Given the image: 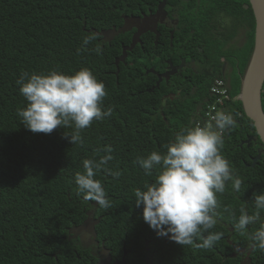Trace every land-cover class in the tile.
I'll use <instances>...</instances> for the list:
<instances>
[{"label": "trees", "instance_id": "1", "mask_svg": "<svg viewBox=\"0 0 264 264\" xmlns=\"http://www.w3.org/2000/svg\"><path fill=\"white\" fill-rule=\"evenodd\" d=\"M141 1L0 0V264H78L68 237L88 210L98 218L96 239L103 240L117 257L125 250L130 264L144 260L145 242L154 263L159 259L165 264H226L216 253L225 245L222 239L204 250L195 244L181 246L150 228L142 206H135L134 191L154 182L159 168L151 176L145 175L136 160L152 151L165 152L181 129L195 126L197 120L204 123L206 104L224 107L236 125L225 131L221 154L234 178L243 181L239 192L228 182L225 191L217 193L221 218L210 231L225 234L234 225V218L227 216L241 208L251 214L254 195L264 192V158L259 166L244 164L257 148L264 150V145L239 100L229 102L231 111L228 97L224 103L215 102L219 94L209 92L213 79L201 93L190 95L187 106L175 101L162 107L158 92L146 90L151 83L144 80L147 64L139 58L140 52H132L126 64L120 63L115 75L113 57L119 46L114 51L97 39L83 44L82 37L95 35L93 30L119 24L120 14L144 10ZM250 25L249 41L239 53L242 74L253 47V16ZM97 44L100 54L91 51ZM81 68L91 70L104 84V107H111L112 115L83 129L82 144L73 145L65 136L71 128L58 127L51 134L26 129L17 116V109L27 105L16 84L20 74L51 70L72 74ZM239 88L236 82L230 93L236 94ZM261 102L264 112V83ZM197 108L200 117L195 116ZM250 135L255 137L253 144L238 145ZM107 146L114 157L108 167L122 174L114 177L101 170L94 177L101 181L112 204L103 209L77 195L74 176L83 171L84 159L98 160ZM258 227L249 225V230L253 233ZM259 262L264 264V257Z\"/></svg>", "mask_w": 264, "mask_h": 264}, {"label": "clouds", "instance_id": "2", "mask_svg": "<svg viewBox=\"0 0 264 264\" xmlns=\"http://www.w3.org/2000/svg\"><path fill=\"white\" fill-rule=\"evenodd\" d=\"M96 39L93 34L82 37L84 45ZM91 51L100 54L101 48L97 44ZM16 84L27 101L26 107L17 109V116L25 128L34 133L51 134L58 127L71 128L73 130L65 136L73 145L82 144L83 129L90 127L94 120L101 121L112 115L113 109L104 107L107 95L104 84L88 68L72 74L57 70L25 72L20 74ZM220 86L226 88L223 82ZM235 125L236 120L230 112L217 110L203 126L197 124L177 132L165 152L152 151L147 156L137 157L136 162L145 175L151 176L153 170L159 168L154 182L145 184L143 190L134 191L135 206H142L144 221L157 235L167 236L181 246L195 244L204 250L222 239L223 232L210 231L217 224V193L222 194L228 182L239 192L243 183L234 178L229 162L221 154L224 133ZM112 151L107 146L98 160L84 159L83 171L74 176L77 195L82 194L85 201H95L94 204L103 209L112 204L101 181L94 177L101 170L114 177L122 174L108 167L114 158ZM253 208L251 214L241 208L240 215L234 217L233 226L244 232L249 225L258 224L250 237L251 246L264 252V218L261 215L264 213V192L254 195ZM90 211L86 212V217ZM97 223L98 218L95 225ZM93 230L96 239L95 226Z\"/></svg>", "mask_w": 264, "mask_h": 264}, {"label": "flooded vegetation", "instance_id": "3", "mask_svg": "<svg viewBox=\"0 0 264 264\" xmlns=\"http://www.w3.org/2000/svg\"><path fill=\"white\" fill-rule=\"evenodd\" d=\"M141 5L144 10L136 14H120L119 24L93 30L101 44L111 46L114 51H118L119 46V53L113 57L115 75L120 63L126 64L132 52H140L139 58L147 64L143 68L144 80L146 84L151 83L146 90L158 92L162 107L175 101L187 106L190 95L201 93L212 79L227 87L233 86L237 77L241 81L240 64L243 60L239 53L249 41L253 16L248 0L247 3L240 0H142ZM124 16L138 17L139 20H127L124 26L127 30L119 31ZM133 35L135 45L131 50H125L124 61L118 60ZM213 88L210 84L209 91ZM256 150L264 153L263 149ZM239 215L240 211L227 217L232 219ZM96 220L90 211L68 237L73 243L72 250L76 252L78 264H130L125 250L122 249L117 257L110 248L101 245L103 241L94 239ZM229 231L222 237L224 247L216 251L222 261L231 257L229 264H261L259 260L264 257V252L251 246L249 226L244 232L234 226ZM146 246L147 242L141 264H165L159 259L154 263Z\"/></svg>", "mask_w": 264, "mask_h": 264}, {"label": "water", "instance_id": "4", "mask_svg": "<svg viewBox=\"0 0 264 264\" xmlns=\"http://www.w3.org/2000/svg\"><path fill=\"white\" fill-rule=\"evenodd\" d=\"M248 1L254 19L253 47L248 64L241 77L239 99L244 114L252 120L255 131L264 145V112L261 102V90L264 83V0ZM127 20L136 22L139 18L124 16V23L122 27L119 28V31L127 30L124 28ZM99 33L101 34L102 32ZM134 35L132 36L130 45L123 49L118 60L124 61L126 54L125 50H131L135 45L136 41ZM248 140L249 139H247V141Z\"/></svg>", "mask_w": 264, "mask_h": 264}, {"label": "rangeland", "instance_id": "5", "mask_svg": "<svg viewBox=\"0 0 264 264\" xmlns=\"http://www.w3.org/2000/svg\"><path fill=\"white\" fill-rule=\"evenodd\" d=\"M251 52H252V50H251ZM251 52H250V54H249V56H248V58H247V62H246V65L248 64V61H249V58H250V56H251ZM236 82L237 83H240L239 82V78L237 77L236 78V81H235V83L233 84V86L236 84ZM213 84V86L215 85V83L213 82L212 83ZM233 86L231 85L230 87H227L226 86V88L225 89H223V87L222 86H219L218 87V89L219 90H223V92H220V93H218V92H213L212 90H211V92H213V93H217V94H219L217 97H220L221 98V103H224V100H226L227 99V97H228V102H227V109H229V107H228V104H229V102L230 101H234V100H239L240 101V99H239V96H240V88H239V90H238V92L236 93V94H231L230 93V91L232 90V88H233ZM210 92V91H209ZM216 97V98H217ZM215 98V99H216ZM240 104H241V101H240ZM223 106H224V104H223ZM220 107V106H219ZM215 108V111H217V110H223V108L224 107H220V108ZM241 108H242V104H241ZM198 108L196 109V114L195 115H198L199 116V114H198ZM230 110V109H229ZM231 111V110H230ZM242 111H243V108H242ZM251 120V119H250ZM252 121V120H251ZM252 124H253V122H252ZM254 126V125H253ZM255 133H256V131H255ZM256 135L258 136V134L256 133ZM251 136V135H250ZM253 138L251 139V140H248L247 141V139H249V138H247V139H244V140H240L239 141V143H238V145L239 146H241V145H246V146H250L251 144H253V141H254V139H255V137L254 136H252ZM258 138H259V136H258ZM260 139V138H259ZM261 141V140H260ZM264 151V150H263ZM248 158L249 159H247L248 161H249V163H246V162H244V164L246 165V166H250V167H253L254 165H260L261 164V162H262V160H263V158H264V153H261V152H255L254 153V155H249L248 156ZM258 165V166H259ZM106 247V246H105ZM108 248V247H107ZM229 260H231V257H229V258H227V259H225V262L226 263H228V261Z\"/></svg>", "mask_w": 264, "mask_h": 264}, {"label": "built area", "instance_id": "6", "mask_svg": "<svg viewBox=\"0 0 264 264\" xmlns=\"http://www.w3.org/2000/svg\"><path fill=\"white\" fill-rule=\"evenodd\" d=\"M220 85H221V81H219V80L215 81V85H214V88L212 89V91H213V92H218V93L223 92V90H219V89H218V87H219ZM215 102H216V103H220V102H221V98H220V97H217V98L215 99ZM218 107H219V106L216 105L215 103L206 104L205 109H204V118H205L204 123L201 122V121H199V120H197V121L195 122V125H197V124H199V125H201V124H203V125L206 124V123L209 121L210 116L214 114V112H215V108H218ZM219 108H220V107H219ZM196 116H198V115H196ZM198 117H200V115H199Z\"/></svg>", "mask_w": 264, "mask_h": 264}, {"label": "bare ground", "instance_id": "7", "mask_svg": "<svg viewBox=\"0 0 264 264\" xmlns=\"http://www.w3.org/2000/svg\"><path fill=\"white\" fill-rule=\"evenodd\" d=\"M247 138H249V140H251L253 137L252 136H248ZM247 138H245V139H247ZM244 140V139H243Z\"/></svg>", "mask_w": 264, "mask_h": 264}]
</instances>
